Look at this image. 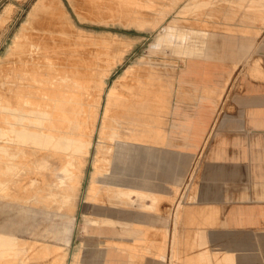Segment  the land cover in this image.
<instances>
[{
	"label": "rangeland",
	"instance_id": "rangeland-1",
	"mask_svg": "<svg viewBox=\"0 0 264 264\" xmlns=\"http://www.w3.org/2000/svg\"><path fill=\"white\" fill-rule=\"evenodd\" d=\"M37 1L6 0L0 6V129L9 130L1 133L0 144L16 152L0 150V182L9 186L0 199V264H89L83 260L85 249L100 243L87 235L86 225L95 224L93 216L107 214L109 207L123 212L139 200L137 193L130 194L135 185L128 181L142 183L140 176L150 170L148 159L164 143L180 97L178 71L189 49L210 33L262 34L264 0H92L96 12L87 18L80 15L77 0H59V46L20 54L28 40L24 24ZM20 57L30 66L12 62ZM56 68L68 75L64 83L82 90L89 110L99 113L92 149L77 152L84 162H77L72 178L62 177L71 150L65 144V151L58 147L59 135L52 139L56 147L33 144L21 132L46 136L47 127H24L26 111H18L21 119H7L8 110L1 106L17 98H43ZM100 76L107 79L102 90ZM108 105H124L128 112L121 118L113 111L107 115ZM116 139L126 141L133 157L126 165L115 161ZM181 186L180 207L189 190L187 181ZM144 187L155 202V188L147 193Z\"/></svg>",
	"mask_w": 264,
	"mask_h": 264
},
{
	"label": "crops",
	"instance_id": "crops-1",
	"mask_svg": "<svg viewBox=\"0 0 264 264\" xmlns=\"http://www.w3.org/2000/svg\"><path fill=\"white\" fill-rule=\"evenodd\" d=\"M189 50L139 178L156 201L93 216L89 264H264V31L210 33Z\"/></svg>",
	"mask_w": 264,
	"mask_h": 264
},
{
	"label": "bare ground",
	"instance_id": "bare-ground-1",
	"mask_svg": "<svg viewBox=\"0 0 264 264\" xmlns=\"http://www.w3.org/2000/svg\"><path fill=\"white\" fill-rule=\"evenodd\" d=\"M58 1L59 0L37 1L29 15L28 21L26 24H24L25 34L23 37L27 38L28 40L23 43L25 51L21 50L19 52L20 54H26L28 51H30V53H47V51H51L55 47L59 46L58 41L60 40V37H56L55 35L56 32L60 31L58 25L61 21L59 20L60 16L58 14ZM134 1L138 4L142 2V0ZM77 3L82 5L83 10L79 12L82 17L87 18L96 12V5L92 0H77ZM5 9H7V6H5ZM66 16L69 17L68 14ZM62 56L63 55H60L59 58L62 59ZM12 62L15 64L17 63L16 65L18 66H30V63L25 57H20L19 59H15ZM32 65L37 66L38 63L35 62V64ZM56 71L59 72L54 73V75L50 78V83L48 84V87H46L45 93L43 92L45 94L43 98H40L39 100H33V98L29 96L23 101H21V98H17L15 102L8 101L1 106L8 110L6 115L7 119H9L10 115H12L10 119H21L22 116L18 115V111H26V113L29 114L28 119L21 120H30V123L29 125H26L23 121L22 126L24 127H29L33 131L41 130L43 125L47 127L46 136L21 132L23 138L27 139L28 137L32 139L33 144L41 145L43 142L47 147H49L50 144H52L53 147H56V143H54L52 139L55 138L56 135H59L60 141L58 142V147L64 150L62 147H64L65 144L68 145L69 150H71L67 153L70 154V158L68 160L69 167L63 168V172H66L67 176L62 177L72 178L74 176V167L77 165V162H84V160L79 155H77V152L84 149L87 154L90 153L92 149L94 144L93 135L96 132L99 113L97 108H90L89 110L85 96L83 95L82 90L78 88L77 84L64 83V80L68 78V75H64L61 71V68H56ZM127 71L128 68L124 73ZM5 82L6 80L3 81V84H5ZM97 84L98 88L102 90L107 84V79L105 77L101 78L100 76ZM123 85L125 84L123 83ZM13 86L14 85H11V87ZM11 89L14 90V88ZM115 92L116 87L111 88L108 97H111ZM97 95L98 97L96 101L99 100L98 102H100L99 96L101 94L99 90L97 93H95V96ZM20 104H22V106H20ZM111 111H113V115L114 113L115 115L117 114V116L120 115V118L124 117V115L128 112L126 106L124 105H119L116 108H113L112 105H108L106 109L107 115H110ZM25 118H27V116H25ZM118 120L120 119L118 118ZM31 123L33 125H31ZM8 132V129H0V135L1 133L7 134ZM114 135H117V133ZM100 145L101 144H99V146ZM135 146H138V144ZM140 146L141 145L139 143V147ZM115 147L117 150L115 161H120L123 163V165L128 164L124 163L126 161H133V157H131V154H129V149L124 139H116ZM0 150L5 151V155H16V152H14V150L11 149L7 144H0ZM139 150H137V148L135 149L137 154L140 153ZM125 152H128V154ZM8 166L9 170L14 169L9 164ZM128 182L131 185H135V187L132 188L130 194L137 193L140 199L139 201L142 200V204L147 197H151V194L146 197V194L142 188L144 184L140 183L139 181H132V179ZM8 189V185L2 186L0 182V199L6 198ZM152 196L154 198L155 195L152 194Z\"/></svg>",
	"mask_w": 264,
	"mask_h": 264
},
{
	"label": "water",
	"instance_id": "water-1",
	"mask_svg": "<svg viewBox=\"0 0 264 264\" xmlns=\"http://www.w3.org/2000/svg\"><path fill=\"white\" fill-rule=\"evenodd\" d=\"M6 0H1L0 1V6L5 2Z\"/></svg>",
	"mask_w": 264,
	"mask_h": 264
}]
</instances>
